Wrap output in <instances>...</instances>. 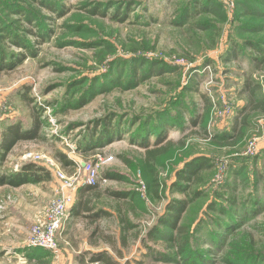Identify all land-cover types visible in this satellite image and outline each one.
<instances>
[{"label": "rangeland", "instance_id": "obj_1", "mask_svg": "<svg viewBox=\"0 0 264 264\" xmlns=\"http://www.w3.org/2000/svg\"><path fill=\"white\" fill-rule=\"evenodd\" d=\"M2 28L27 58L0 72V140L37 136L0 179L44 172L0 186V264H189L171 234L192 264H264V0H0ZM68 198L56 248L33 245Z\"/></svg>", "mask_w": 264, "mask_h": 264}, {"label": "trees", "instance_id": "obj_2", "mask_svg": "<svg viewBox=\"0 0 264 264\" xmlns=\"http://www.w3.org/2000/svg\"><path fill=\"white\" fill-rule=\"evenodd\" d=\"M7 10L8 11H18L19 8L13 9L11 7H8ZM28 21H29V23L31 22L30 20H28ZM2 32H6V28H2L0 33H2ZM28 34H32V33H28ZM4 37H6V36L3 34H0V41H2L4 39ZM12 41H17V42H15L17 47L23 48V43L25 42L24 39L12 40ZM19 58L25 59L27 57H26V54L23 55V54L19 53L18 55H15V54H13L9 51H6V50H3V52H0V72L5 70L6 68H9V65L14 63V61H16ZM24 59H20L19 61H22ZM36 136H37V134L33 135L31 133V131L23 130L22 127L20 129L17 125L13 126L12 128H10V130H7V133L0 140V153L4 152V154H5V152L11 150L12 147L16 143L20 142L21 140H24V141L33 140L36 138ZM119 136H121L120 133L117 134L116 136H112L111 134L105 133L104 136L102 137L103 139L95 140V141H93V143H91L92 144L91 146H93L91 148V150L101 149L104 147V145L113 143L114 141H118L117 139H119ZM148 155H149V157L152 158L155 155V152H150ZM63 163H65V162H63ZM65 165L70 166L69 163H65ZM43 172L44 171L39 167L37 168L34 165H27V166L23 167L19 172H15V173L10 174L9 176L6 177V179H0V186L8 185L12 188H18L24 184L37 185L43 181V180H41L40 176H38L39 173H43ZM186 174H189V173H186ZM190 174H192V173H190ZM47 175L48 174H46V176ZM109 179H113V178L110 177ZM85 188L90 189V188H92V186L89 185ZM174 204L175 205H173V207H172V214H171L172 219H171L170 224L167 227L169 228V230L181 233L183 231L181 230V228L177 227V223L179 222L181 215L184 213L186 205L182 204V203H177V202ZM176 238L177 237H174L173 234H171L169 237V241L173 242L174 248L177 250L176 254L179 257L189 258L190 259L189 264H192L191 253H190V251L186 252L187 244H182V245L177 244L178 242L176 241ZM177 255H175V256L177 257ZM158 256H160V254H158ZM160 257L163 258L164 261L171 262V260L168 259L165 255L160 256ZM187 263H188V261H187Z\"/></svg>", "mask_w": 264, "mask_h": 264}, {"label": "built area", "instance_id": "obj_3", "mask_svg": "<svg viewBox=\"0 0 264 264\" xmlns=\"http://www.w3.org/2000/svg\"><path fill=\"white\" fill-rule=\"evenodd\" d=\"M56 177L58 180L65 182L66 186H71L72 178L66 179L65 176L57 169ZM61 187L60 190H63ZM6 200H11V197L7 196ZM70 198L66 200L55 199L48 206V218L45 223L36 228L33 245L49 250L56 248L55 238L59 233L65 222L68 219V209L70 208Z\"/></svg>", "mask_w": 264, "mask_h": 264}, {"label": "crops", "instance_id": "obj_4", "mask_svg": "<svg viewBox=\"0 0 264 264\" xmlns=\"http://www.w3.org/2000/svg\"><path fill=\"white\" fill-rule=\"evenodd\" d=\"M16 144H17V143H16ZM16 144H15V145H16ZM15 145H14V146H15ZM14 146H13V147H14ZM13 147H12V148H13ZM9 151H10V150H9ZM7 152H8V151H7ZM1 153H4V152H1ZM15 189H16V188H15Z\"/></svg>", "mask_w": 264, "mask_h": 264}]
</instances>
